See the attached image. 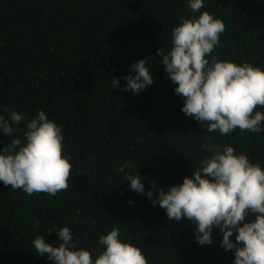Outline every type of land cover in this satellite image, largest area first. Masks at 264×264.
<instances>
[{
    "label": "trees",
    "instance_id": "16d2710c",
    "mask_svg": "<svg viewBox=\"0 0 264 264\" xmlns=\"http://www.w3.org/2000/svg\"><path fill=\"white\" fill-rule=\"evenodd\" d=\"M188 4L0 0V114L25 116L14 125L20 132L5 136L0 130V149L14 138L23 143L27 122L43 110L62 129L63 154L73 165L68 189L55 196L28 195L0 182V264H54L47 255H37L33 240L44 236L58 247L57 231L63 227L94 258L103 251L99 237L118 227L121 239L140 247L148 264H234L233 252L220 246L218 228L213 243L201 246L196 225L187 218L169 220L146 192L154 181L165 191L182 184L203 158L214 155L201 148L209 137L264 168V130L241 135L237 128L225 136L207 132L181 111L185 101L155 53L159 47L165 54L172 48L173 29L182 19L208 11L226 25L212 56L264 70V5L204 0V7L192 12ZM141 59L154 83L139 94L124 91V77L135 75L130 66ZM113 77L120 81L116 89ZM129 162L131 168L118 171ZM138 171L144 194L125 180Z\"/></svg>",
    "mask_w": 264,
    "mask_h": 264
},
{
    "label": "clouds",
    "instance_id": "9594fccd",
    "mask_svg": "<svg viewBox=\"0 0 264 264\" xmlns=\"http://www.w3.org/2000/svg\"><path fill=\"white\" fill-rule=\"evenodd\" d=\"M188 7L199 12L204 0H189ZM225 29L224 22L208 11L198 18H184L173 29L172 48L165 54L159 47L155 54L177 85L176 95L185 101L181 111L206 126L207 132L225 136L238 128L241 135L260 133L264 130V112L257 109L264 108V70L248 62L240 65L212 56ZM130 72L135 75L124 77V91L139 94L154 83L146 59L132 64ZM111 80L113 89L120 86L118 78ZM24 120L17 111H11L7 119L0 114V130L11 136L21 131L14 125ZM26 129L23 143L14 138L0 149V182L28 195L55 196L66 191L73 165L63 154L62 129L43 110L27 122ZM213 139L209 137L201 148L214 155L203 158L191 176L168 191L158 188L154 181L146 192L139 171L128 174L125 180L131 182V190L146 192L153 206L165 209L169 220L187 218L196 225L199 245H211L213 231L218 228L223 235L220 246L233 252L234 264H264V168L252 163L246 154H237L233 146L215 144ZM126 167L131 168V162L118 171L123 173ZM57 232L61 241L58 247L47 243L44 236L33 240L37 255H47L54 264H148L140 247L121 239L118 227L99 237L103 251L98 250L95 258L89 250L78 248L69 227Z\"/></svg>",
    "mask_w": 264,
    "mask_h": 264
},
{
    "label": "rangeland",
    "instance_id": "374dc122",
    "mask_svg": "<svg viewBox=\"0 0 264 264\" xmlns=\"http://www.w3.org/2000/svg\"><path fill=\"white\" fill-rule=\"evenodd\" d=\"M256 3L260 4V5H264V0H253Z\"/></svg>",
    "mask_w": 264,
    "mask_h": 264
}]
</instances>
